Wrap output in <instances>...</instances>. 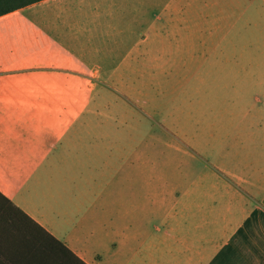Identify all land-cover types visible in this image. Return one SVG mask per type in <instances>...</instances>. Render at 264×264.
<instances>
[{"label": "crops", "instance_id": "crops-1", "mask_svg": "<svg viewBox=\"0 0 264 264\" xmlns=\"http://www.w3.org/2000/svg\"><path fill=\"white\" fill-rule=\"evenodd\" d=\"M236 29L264 30V0H40L0 16V191L87 264H264V70L244 87L196 71L229 78L231 112L186 131L174 104L158 116L107 79Z\"/></svg>", "mask_w": 264, "mask_h": 264}, {"label": "rangeland", "instance_id": "rangeland-1", "mask_svg": "<svg viewBox=\"0 0 264 264\" xmlns=\"http://www.w3.org/2000/svg\"><path fill=\"white\" fill-rule=\"evenodd\" d=\"M262 33L264 34V30L259 29L229 30L224 42L188 46L191 48H188L185 56L190 57L189 59L156 60L155 64L150 62L149 65L155 72L154 75L124 77L121 78V81H116V78L107 79L110 83L113 82V86L118 85L121 89L123 88L125 95H131V86L134 84V87L140 90L141 102L144 98H150V102L153 104L158 116L162 115L165 105L174 104L176 107L171 115L182 120L181 125L175 126L182 131H186V129H189V125L186 123L192 117H196L198 122H203L204 119L216 121L227 117L231 112L229 103L222 98L226 93H223V88L218 87V84H222L229 78L211 76L192 78L191 76L200 69L205 70V75L217 70L221 72V75H226L229 71H235L237 74L236 82L241 84L242 87H244V79L251 80V82H248L249 84L258 81V76L244 78L243 72L258 74V72L264 70V58L259 53L261 47L264 49V45L261 46L264 41L260 42ZM146 86L151 87L155 96L151 94L150 97H147L144 94ZM250 91L253 94H258L259 90L254 88ZM181 92L182 96L176 102ZM239 103L242 105L243 101H239ZM236 112L239 115L240 110L237 109Z\"/></svg>", "mask_w": 264, "mask_h": 264}, {"label": "trees", "instance_id": "trees-1", "mask_svg": "<svg viewBox=\"0 0 264 264\" xmlns=\"http://www.w3.org/2000/svg\"><path fill=\"white\" fill-rule=\"evenodd\" d=\"M40 0H0V16ZM0 264H87L0 191Z\"/></svg>", "mask_w": 264, "mask_h": 264}]
</instances>
